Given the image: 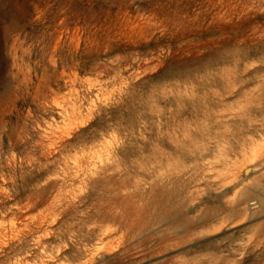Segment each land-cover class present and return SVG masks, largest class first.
Listing matches in <instances>:
<instances>
[{
	"label": "rangeland",
	"instance_id": "374dc122",
	"mask_svg": "<svg viewBox=\"0 0 264 264\" xmlns=\"http://www.w3.org/2000/svg\"><path fill=\"white\" fill-rule=\"evenodd\" d=\"M261 175L264 0H0V264H264Z\"/></svg>",
	"mask_w": 264,
	"mask_h": 264
},
{
	"label": "bare ground",
	"instance_id": "6f19581e",
	"mask_svg": "<svg viewBox=\"0 0 264 264\" xmlns=\"http://www.w3.org/2000/svg\"><path fill=\"white\" fill-rule=\"evenodd\" d=\"M246 172L247 171H250L251 168H246ZM263 181H264V175H261L260 177L257 178V182L253 183V186L249 187V189H246L244 190L242 193H240L241 195V199L240 201H237V202H227V200L225 201V206L223 205V203H221L220 205H216L214 209V213L216 214H221L222 212L224 211H228L230 212V216L229 218L232 216H238L241 214V210H238L237 207L239 206V204L241 202H250V201H253V200H257L260 204V207L261 208H264V203L263 201L261 200V198H259V194H262L264 192V185H263ZM224 184V183H223ZM226 187V186H225ZM259 188V189H257ZM243 189V188H242ZM237 199V198H236ZM253 205V204H252ZM183 206V202L179 203L177 206H173V211L174 212H177L178 209L181 210V207ZM249 208V207H248ZM172 210H168L166 211L165 213L166 214H169L172 212ZM247 210V209H245ZM244 210V211H245ZM215 214V215H216ZM205 216V215H204ZM207 216V215H206ZM212 217V216H211ZM201 218V217H200ZM190 219V218H189ZM207 219V218H206ZM202 220V219H201ZM189 223H188V219L186 220L185 222V227L188 226ZM117 228V226H116ZM262 233H264V226H262V229H260ZM120 239V238H119ZM2 242V241H1ZM100 247V246H99ZM114 248V247H113ZM105 250V249H103ZM108 251V250H107ZM103 252V251H102ZM110 252V250H109ZM93 253V252H92ZM204 253V252H203ZM102 255V254H101ZM49 259V258H48ZM39 260V259H38ZM45 260V258H44ZM40 261V260H39ZM43 261V260H42ZM92 261H95L94 257L92 256L89 260H87L85 263L86 264H89L90 262ZM38 263V262H37ZM40 263V262H39ZM94 263V262H93ZM112 264H123V261L122 260H119V259H116V260H113L111 261ZM40 264H47V262H43V263H40ZM84 264V263H83Z\"/></svg>",
	"mask_w": 264,
	"mask_h": 264
}]
</instances>
